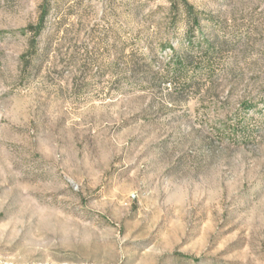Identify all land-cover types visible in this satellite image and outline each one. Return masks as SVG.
<instances>
[{"label":"rangeland","instance_id":"374dc122","mask_svg":"<svg viewBox=\"0 0 264 264\" xmlns=\"http://www.w3.org/2000/svg\"><path fill=\"white\" fill-rule=\"evenodd\" d=\"M44 1L0 0V264H264V0H50L33 46Z\"/></svg>","mask_w":264,"mask_h":264},{"label":"trees","instance_id":"16d2710c","mask_svg":"<svg viewBox=\"0 0 264 264\" xmlns=\"http://www.w3.org/2000/svg\"><path fill=\"white\" fill-rule=\"evenodd\" d=\"M50 9H51L50 0L44 1V3L42 4L39 21L34 28L35 29L34 33L36 36L33 37V42H32L33 46H36L37 43L36 37L37 35L41 34L47 16L50 13ZM169 11L171 16L177 15L180 12L184 13L188 22H192L194 25H198L200 23V13L198 10H196L194 5L190 3L189 0H170ZM172 18L175 20L174 17ZM217 39L218 38L216 37V39H214L213 41L211 40V42L215 44V41Z\"/></svg>","mask_w":264,"mask_h":264}]
</instances>
